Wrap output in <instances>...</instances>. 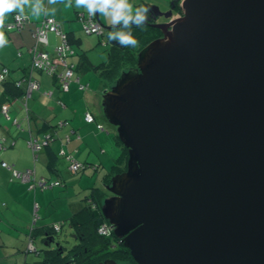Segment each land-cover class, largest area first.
Here are the masks:
<instances>
[{
	"label": "water",
	"instance_id": "obj_1",
	"mask_svg": "<svg viewBox=\"0 0 264 264\" xmlns=\"http://www.w3.org/2000/svg\"><path fill=\"white\" fill-rule=\"evenodd\" d=\"M146 8L162 35L102 102L128 148L102 211L135 262L99 264H264V0Z\"/></svg>",
	"mask_w": 264,
	"mask_h": 264
},
{
	"label": "crops",
	"instance_id": "obj_2",
	"mask_svg": "<svg viewBox=\"0 0 264 264\" xmlns=\"http://www.w3.org/2000/svg\"><path fill=\"white\" fill-rule=\"evenodd\" d=\"M143 4L149 5L146 0H138L137 9L145 7ZM43 6L47 12L38 16L25 6L23 16L28 19L19 28L10 27L19 12L6 14L5 26L0 29L7 39L6 45L0 48V73L8 69L5 79L0 82V138L7 147L0 152V157L10 165L9 168L0 165V264H30L29 252H37L40 260L41 252L31 250L30 246L33 241L37 247L36 242L41 239L40 233H35L68 219L72 206L80 200L76 197L68 204V196L66 201L62 199L68 195V186L78 189L84 178L91 183L94 176L102 186L104 176L121 153L118 140L113 138L114 127L109 125L103 111V95L109 86L102 89L88 82H94V77L87 78L88 74L80 73L79 55L77 63L72 57L68 58V64L75 65V75L68 89L63 88V79L57 72L32 66L34 47L54 57L56 48L63 43V37L55 31H49L48 44L38 43L37 26L48 18H55L74 47L76 30L81 29L80 17L85 12L80 10L82 6L76 7L75 0L71 5L68 0H58L56 4L43 0ZM137 9L130 8V14L135 16ZM85 72L87 70L82 73ZM8 81L16 82L18 87L22 85L27 100L8 97L4 86ZM31 81H36L39 86L28 95ZM88 113L95 117V122H87ZM52 130L57 132V137L47 146ZM35 139L41 148L31 145V140ZM63 154L69 155L70 161ZM75 163L80 164L79 173L72 170ZM27 170L34 171L36 180H60L63 185L32 189L29 181L17 178L14 173ZM76 174L78 181H73L77 176L71 178L70 175Z\"/></svg>",
	"mask_w": 264,
	"mask_h": 264
},
{
	"label": "trees",
	"instance_id": "obj_3",
	"mask_svg": "<svg viewBox=\"0 0 264 264\" xmlns=\"http://www.w3.org/2000/svg\"><path fill=\"white\" fill-rule=\"evenodd\" d=\"M143 6H145V4H143ZM130 25L136 26L134 23ZM144 26L146 28L141 29L142 31L141 35L142 36L145 35L146 37L145 40L141 39V41H138L137 40L138 37L134 35L133 31H130L132 37L138 41V45L136 47H121L118 41L113 40L114 44L110 51L109 68L105 70L107 73L105 71L102 72V75H105L109 78L110 83L112 82V84H114V82L121 75L122 71L129 69L130 67L136 66L139 51L149 42L160 36L161 31L159 29L152 27L149 23H146ZM68 40L69 42H71L69 37ZM4 86H5V93L8 95V97L11 98L17 96L27 100L25 96L26 91L22 90V85L21 87L20 86L18 87L16 82L8 81L4 83ZM92 122H95V117H94V121H91L89 123ZM56 137H57V132L55 130L50 131V134L47 139L48 142L46 145L49 146L52 140H56L55 139ZM116 137L121 146V153L114 160L111 168L104 176L103 185L99 187L91 186L93 187L92 192L89 195L87 194L83 198H80V200L77 201L78 203L72 206V213L70 214L68 219L61 221V223L59 222L51 226H48L46 227V229L43 228L42 230L39 229L35 233V234L40 233L41 238H43L42 240L45 243L49 242L48 246L50 247V248L49 247L44 248L43 251H41V249L38 250V246L35 247V245L32 243L33 241L30 243V246L34 248L31 250L41 251L42 254L41 258H43V260H41V264H61L65 260L64 258L60 257L61 254H57V255L54 254L56 253V250L57 251L60 250L59 247H55L52 246L54 244H50V239L53 238L55 242L60 241V245L61 246L63 245V242L61 240L55 238V234L62 231V228L64 227L65 224H67L72 229L71 234L73 233L76 234L78 237V241L80 242L79 243L80 250H78L79 252H75V254L77 253L76 256L77 261L75 260L76 261L75 264H98L110 258V256H114L119 259L120 258L125 259L128 257L131 258L129 250L126 247H124L123 243L122 244L118 243L119 238L114 234V227H112V230L110 229L109 225L112 224L106 219L102 211L104 194H106V190H108L107 188H105V184L110 183V180L115 173L122 172L123 170L126 169V164L128 159V148L119 140L117 136V132H116ZM41 147L42 145L40 144V148ZM6 148L7 147L4 145L3 139L0 138V152H2V150ZM63 157L67 161L68 160L70 161L69 155L67 156L65 154ZM0 165L4 168L10 167L9 163L4 159H2L1 157H0ZM80 170L81 168L79 167L75 171V173L76 172L79 173ZM17 178L22 179L20 177ZM45 180L48 181L49 183L53 181H57L59 182V184L53 186L47 185L46 187H42L38 184H35V186L32 187V189H37L38 187L41 189H49L55 186H61L63 184L60 180H51V179H45ZM34 181L36 183L37 180L32 176V180L29 181L30 187ZM100 192H102V194H100ZM108 195H110V193L107 192V196ZM104 226L108 227V233H100L99 229ZM65 248L66 245L63 246V249Z\"/></svg>",
	"mask_w": 264,
	"mask_h": 264
},
{
	"label": "rangeland",
	"instance_id": "obj_4",
	"mask_svg": "<svg viewBox=\"0 0 264 264\" xmlns=\"http://www.w3.org/2000/svg\"><path fill=\"white\" fill-rule=\"evenodd\" d=\"M146 1L149 4L159 5L162 10H168V9H170V3L172 0H146ZM136 3H138V0H128V4H129L130 8H132V9L133 8L137 9ZM80 10L88 12L87 9L83 6L80 8ZM99 15H100L101 24L103 26H105V28H104L105 33L103 35L98 34V33L88 34L83 29L84 28L83 23L81 21H79V25H80L81 29L76 30L77 39L73 43L75 51H76V55L73 56L71 59L75 63H77L78 58L80 56V58H81L80 68H81L82 72L87 70V72H85V73H82V72H80V73L82 75L88 74L87 78L94 77V82L88 80V82H91L92 86H98L99 88L102 87V89L106 86H109V89H110L112 82L110 83L109 78L107 76L102 75V72L109 68L110 51L113 47V44H112L113 40L109 41V38H108L109 31H124V32L133 31L134 35L138 37L137 40L141 41V39H144V40L146 39L145 35H143V36L141 35L142 34L141 29H145L146 27L145 26L138 27V26H131L130 25L129 27L125 28L123 25H121L119 23V24H117L118 26H115L112 28H107V26L110 25L109 18L102 16V14L100 12H99ZM76 21L78 22V20H76ZM78 54H79V56H78ZM55 57H57V55ZM83 61H84V63H83ZM109 89H107V90H109ZM107 122H108V120H107ZM109 125L111 127H114L110 123H109ZM114 129H113V133H114L113 138L115 141H117L118 140L116 138V130L117 129L115 127H114ZM73 176H77V177L73 178L72 180L78 181V175L77 174L76 175H70L71 178ZM91 180L92 181L90 183V182L86 181V178H84L81 185H78L80 187L78 189L75 186H68L69 187L68 188V195H66V197L62 198V199L64 201H66L67 196H68V204H69V201L71 199H74L76 197L83 198L86 194L89 195L92 192V188L94 186H98V187L101 186V182L97 179L96 176L91 177ZM91 186H93V187H91ZM107 192L110 193L108 190H106V194H104V199L107 198ZM100 194H102V192H100ZM68 208H69L68 209V216H69V213H70V206L69 205H68ZM71 232H72V229L67 224H65L64 227L62 228V231L55 234V238L61 240L66 246H68V244L70 245L71 243L75 242V239L72 237ZM42 239L43 238L37 240V242H36V244L38 246V250L41 249V251H43L44 248L49 247V246L45 245V242ZM28 256L31 258L30 264H41V260H43V258H41V257H40L41 259L39 260V255L37 254V252H29ZM24 257H27V255H24ZM23 258L21 257L20 259H23Z\"/></svg>",
	"mask_w": 264,
	"mask_h": 264
},
{
	"label": "built area",
	"instance_id": "obj_5",
	"mask_svg": "<svg viewBox=\"0 0 264 264\" xmlns=\"http://www.w3.org/2000/svg\"><path fill=\"white\" fill-rule=\"evenodd\" d=\"M181 11H177L175 14V17L181 16ZM19 17V18H18ZM28 18L25 16H20V14L16 15L15 22L10 25V27L13 28H19L23 25V23L27 20ZM81 21L83 22L84 30L88 34L92 33H98V34H103L105 26L101 24V22L96 19L95 16H91L90 14L83 16L81 15L80 17ZM49 31H55L58 35L62 36L63 38V43L59 45V47L56 48V55L57 57H51L48 52H43L38 49V47H34V62L32 66L36 69H41L48 71L50 73H56L59 68H62L63 70V88H67L70 85L71 79H73V76L75 75V65L73 64H68V62H65L63 59V56L65 53L68 54L71 50V44L68 40V36L65 33H62V30L60 28V24L55 18H48L46 21H43L39 26H37L36 32H35V37L38 43L41 44H48V34ZM8 72V69H4L0 73V82H2L5 79V74ZM39 84L36 81H31L29 82V91L38 88ZM28 95L29 92H28ZM86 120L88 122L94 121V116L91 114L86 115ZM31 145L34 148H40V144L37 142V139L34 141L31 140ZM6 165V164H4ZM80 167L79 163H75L72 165V170L76 171ZM33 170H27L25 172H18L15 171L14 173L16 174L17 177L22 178L23 180L26 181H31L32 176H33ZM46 181L45 179H40L37 180L36 183L35 181L31 185V187H34L35 184H38L42 187H46L47 185L53 186V185H58L59 182L53 181V182ZM110 229L112 230V225H109ZM59 229V228H58ZM100 233H108V227L104 226L99 229ZM31 249H34L31 246Z\"/></svg>",
	"mask_w": 264,
	"mask_h": 264
},
{
	"label": "clouds",
	"instance_id": "obj_6",
	"mask_svg": "<svg viewBox=\"0 0 264 264\" xmlns=\"http://www.w3.org/2000/svg\"><path fill=\"white\" fill-rule=\"evenodd\" d=\"M72 0H68L71 5ZM49 4H56L58 0H48ZM76 7H85L91 16H95L97 10L102 16L109 18L111 27L119 23H123L125 28L130 24H135L138 27H142L147 23V8H140L136 10L135 16L130 14V6L128 0H75ZM25 6L31 9V13L34 16H38L47 10L43 6V0H0V29L4 28V18L8 13L18 11L20 16L25 14ZM19 18V17H18ZM109 41H118L121 47H136L138 41L132 37L131 32L124 31H109ZM7 39L4 32L0 30V48L5 46Z\"/></svg>",
	"mask_w": 264,
	"mask_h": 264
},
{
	"label": "flooded vegetation",
	"instance_id": "obj_7",
	"mask_svg": "<svg viewBox=\"0 0 264 264\" xmlns=\"http://www.w3.org/2000/svg\"><path fill=\"white\" fill-rule=\"evenodd\" d=\"M181 1V0H180ZM175 6H176V12H175V14L177 13V11L179 10V8H180V2H178V1H176L175 2ZM144 8H146V6L144 7ZM151 13H154V11L152 10V9H150L148 12H147V15H151ZM158 21H162V19H159ZM162 34H160V36H161ZM72 236H73V238L74 239H76V241L74 242V243H71L70 245L68 244V248L66 249V250H63V251H60V250H56V253H54L55 255H57V254H61V258H64L65 260L61 263V264H75V262L77 261L76 260V256H77V253L75 254V252H79L78 250H80L79 248V246H80V242L78 241V237H77V235L76 234H71ZM118 243H120V244H122V241L119 239V242ZM117 243V244H118ZM52 246H54V245H52ZM72 246V247H71ZM125 247V246H124ZM50 248V247H49ZM74 251V252H73ZM129 253H130V250H129ZM130 257L131 258H125V259H122V258H117V257H114V256H110V258H108V259H114V260H116L117 262H119V263H134L135 261H134V259H133V257H132V255H131V253H130ZM73 262H72V261ZM76 260V261H75ZM99 264V263H98Z\"/></svg>",
	"mask_w": 264,
	"mask_h": 264
}]
</instances>
